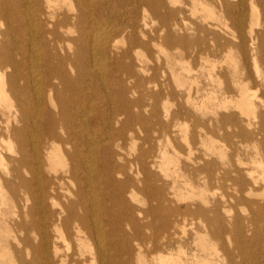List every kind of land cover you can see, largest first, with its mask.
Returning <instances> with one entry per match:
<instances>
[{"label": "bare ground", "instance_id": "6f19581e", "mask_svg": "<svg viewBox=\"0 0 264 264\" xmlns=\"http://www.w3.org/2000/svg\"><path fill=\"white\" fill-rule=\"evenodd\" d=\"M177 3L0 0V264H132L147 245L144 264H264V0H192L190 27ZM165 45L219 60L204 61L203 100L191 86L158 106L196 72L145 87L142 52ZM182 121L188 157L169 173L180 152L159 144Z\"/></svg>", "mask_w": 264, "mask_h": 264}, {"label": "rangeland", "instance_id": "374dc122", "mask_svg": "<svg viewBox=\"0 0 264 264\" xmlns=\"http://www.w3.org/2000/svg\"><path fill=\"white\" fill-rule=\"evenodd\" d=\"M177 5L174 7V9L176 10H183L184 14L183 15H179L177 17V19L180 21L182 19H184L185 23L187 24L188 27L192 26L193 24L196 25H203L200 17L198 16H192L190 13V9L192 7V0H177ZM131 13V8L127 7V9L123 12V16L122 20L124 21L126 19V17L128 16V14ZM121 20V21H122ZM146 22L148 24L146 29H143L144 32L146 33V39L147 40H151V39H155L154 36V31L156 30V28L158 27V23L154 22L152 19V16H148V18L146 19ZM111 24L115 25V22L112 21ZM187 36H192L193 33H186ZM199 38L202 40L203 39V35L200 34ZM211 38V37H209ZM122 40V41H121ZM116 41L118 42V46L119 47H124L125 45V39L122 37H118L116 39ZM120 44V45H119ZM149 53H144L145 55V59L149 60L147 63L148 68L154 69L155 70V74H156V79L155 82H153L152 84H149L148 86L146 85L145 87H149V88H153L155 85H158L160 88L162 87V84H166L168 83L169 77H170V73L172 71L176 72L177 74L182 73L180 71V68H183L187 71H190V69H195L196 72H188L186 73L185 71L183 72V76L186 78L184 80H182V84L184 85V88H181V90L177 91V94H182L183 99L180 100L177 97H174L173 99H169L167 97H165L158 105L159 107L162 106L163 103H167L170 106V111H174L177 108V105L180 103H183L184 98L186 97L185 94V89L189 88L192 86L193 91L196 90L195 86H197V89L199 90V94L197 96V101H201L204 99L205 97V91H203L204 89H207L206 85H205V79L203 77L204 74V68L207 66V64L204 63V61L206 60V58L214 63H218L219 60L215 57H211L210 53L211 52H206L203 51V49L200 48H188V47H176V46H169V45H165V46H161L159 48H154V47H150L149 49ZM199 68H198V67ZM202 71V72H201ZM153 76V73L150 71L149 73L142 75H139V79L141 80H149V78H151ZM197 77V83L196 85L194 84L191 85V80L192 78ZM140 82V81H139ZM156 121H159L161 124H166L167 121L164 119V117L160 116L158 117V119H154ZM191 122H186V121H182V124L178 127H176L175 131L171 133V144H168L166 139L163 138L160 141L159 144V148L161 150L166 149L167 151L170 152V154H173L172 151L180 152L178 154H173V162L169 163V165H166L169 173L173 172L174 169H177L179 171V169H181L184 165V163L186 162V159L188 157V147H189V135H190V131H191ZM186 127V128H185ZM133 131H137L136 127L132 128ZM161 130V128L157 126V132L159 133ZM157 132L155 134V136L157 135ZM130 133L127 130L124 131L125 135L131 136ZM143 135L140 134L139 138H142ZM158 146V144H157ZM141 147V142L137 141L135 144H131L129 141L127 142V145L125 146V151L124 154L127 158H132L135 157ZM174 149H173V148ZM173 149V150H172ZM182 174V173H180ZM153 176L156 177V180H158L159 184H171L174 182V180H172V178H166L164 175H162V173H159L158 170L153 171ZM178 183H176V187H178V189L180 188V186H182L181 180L178 179ZM144 195L138 191L135 193V201L132 202V206L134 208H141L145 210V206H141L139 204H137V201L143 200ZM133 217H135L136 220L140 221V225L144 224V221H141V219L139 218V214H137V212L133 213ZM143 234L147 237L152 236L153 231L151 230H144ZM11 243V241H9ZM13 244V243H12ZM133 245H135L136 243H132ZM14 245V244H13ZM72 248V245L68 244V243H61V249L63 251L64 255H69L70 254V249ZM152 246L151 245H147L146 248L144 249V253L140 258H137L136 256L133 257L132 259V264H138L139 262L144 264V263H149V261L151 260L150 258L153 256V254L151 253ZM139 259V261H138ZM150 259V260H149ZM136 261V262H135Z\"/></svg>", "mask_w": 264, "mask_h": 264}]
</instances>
